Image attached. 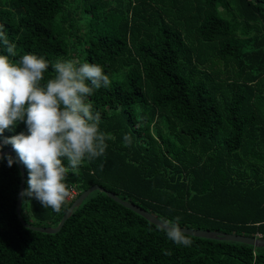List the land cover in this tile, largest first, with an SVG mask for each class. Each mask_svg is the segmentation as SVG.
<instances>
[{
    "label": "trees",
    "instance_id": "trees-1",
    "mask_svg": "<svg viewBox=\"0 0 264 264\" xmlns=\"http://www.w3.org/2000/svg\"><path fill=\"white\" fill-rule=\"evenodd\" d=\"M0 26L14 61L89 62L111 80L89 102L114 139L69 171L78 191L59 212L23 198L27 221L56 225L99 183L180 226L264 236V0H1ZM13 159H0V264H264V246L247 242L186 233L192 245H177L99 189L60 230L27 227Z\"/></svg>",
    "mask_w": 264,
    "mask_h": 264
},
{
    "label": "clouds",
    "instance_id": "clouds-1",
    "mask_svg": "<svg viewBox=\"0 0 264 264\" xmlns=\"http://www.w3.org/2000/svg\"><path fill=\"white\" fill-rule=\"evenodd\" d=\"M0 47L7 52L0 53V134L14 129L18 122L26 124V132L5 137L0 149L11 144L28 170V187L21 197L35 198L44 208L59 212L71 195L65 182L69 171L76 174L86 159L102 156L106 141L114 139L100 130L101 113L89 102L94 91L108 88L111 80L100 65L89 62L69 59L50 64L34 53L14 61L10 56L16 55V45L3 26ZM49 67L54 75L45 79ZM123 141L125 147L132 143L128 134ZM5 158L11 167L13 157L0 155V159ZM179 219L161 217L157 228L175 244L191 246L193 241L180 227Z\"/></svg>",
    "mask_w": 264,
    "mask_h": 264
},
{
    "label": "water",
    "instance_id": "water-1",
    "mask_svg": "<svg viewBox=\"0 0 264 264\" xmlns=\"http://www.w3.org/2000/svg\"><path fill=\"white\" fill-rule=\"evenodd\" d=\"M10 154L12 157H14L17 161V163L20 166L21 172H22V180L18 192L17 197V204H16V211L18 214L19 219L22 221V223L30 228L41 230L45 232H56L61 229L66 219L73 213L75 208H77L83 200L94 190L99 189L101 191L106 192L110 197L117 200L118 202L122 203L123 205L135 210L136 212L140 213L144 217H146L151 222L155 223L157 225L158 220L160 217L153 213L152 211L146 209L145 207L131 201L127 200L125 198H122L120 195H118L113 190H109L106 187L102 186L99 183H93L84 190H82L72 201V203L69 205L61 219L56 225H36L29 221H27L22 216V203L23 198L21 197L20 193L25 189V180H26V172H25V166L19 162V159L17 157L16 152L13 151L11 147H5L0 151V155L4 154ZM182 230L185 231V233L197 235V236H203L208 238H215V239H225V240H234V241H242L254 244L256 246H264V236H251L247 234L242 233H236V232H227L222 230H216V229H209V228H198V227H190V226H180Z\"/></svg>",
    "mask_w": 264,
    "mask_h": 264
},
{
    "label": "built area",
    "instance_id": "built-area-1",
    "mask_svg": "<svg viewBox=\"0 0 264 264\" xmlns=\"http://www.w3.org/2000/svg\"><path fill=\"white\" fill-rule=\"evenodd\" d=\"M69 190H70V193H71V198L73 197V196H75V194H77V188L75 187V186H70L69 187Z\"/></svg>",
    "mask_w": 264,
    "mask_h": 264
},
{
    "label": "rangeland",
    "instance_id": "rangeland-1",
    "mask_svg": "<svg viewBox=\"0 0 264 264\" xmlns=\"http://www.w3.org/2000/svg\"><path fill=\"white\" fill-rule=\"evenodd\" d=\"M122 0H118V4H119V2H121ZM0 2H1V0H0ZM71 198V195H70V197L68 198V199H70Z\"/></svg>",
    "mask_w": 264,
    "mask_h": 264
}]
</instances>
